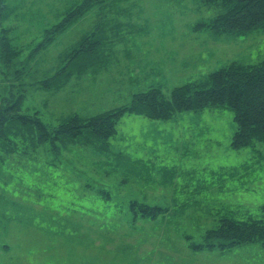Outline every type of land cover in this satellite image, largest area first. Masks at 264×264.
Instances as JSON below:
<instances>
[{"label":"rangeland","instance_id":"rangeland-1","mask_svg":"<svg viewBox=\"0 0 264 264\" xmlns=\"http://www.w3.org/2000/svg\"><path fill=\"white\" fill-rule=\"evenodd\" d=\"M9 1L25 56V46L36 48L71 0ZM219 8L197 0L110 1L39 52L29 75L10 78L8 90H25L24 108L58 127L75 115L121 109L153 88L169 97L232 61H262L264 30L236 37L195 29ZM87 37L97 53L81 74L61 89L34 87L52 78ZM234 117L227 108L165 121L126 114L109 151L87 147L79 160L65 157L66 168H43L38 181L25 183L24 160L10 159L21 174L14 179L0 165V264H264L260 244L191 248L223 216L258 215L264 206V144L234 149ZM132 202L163 212L135 221Z\"/></svg>","mask_w":264,"mask_h":264},{"label":"trees","instance_id":"trees-1","mask_svg":"<svg viewBox=\"0 0 264 264\" xmlns=\"http://www.w3.org/2000/svg\"><path fill=\"white\" fill-rule=\"evenodd\" d=\"M16 1L21 4L20 0ZM110 1L113 0L67 2L58 16V22L44 29L43 41L33 50L28 49L27 44L25 49L30 53L23 56L24 47L21 49L16 42L17 31L14 32V25L11 24L10 1L0 0V165L12 174L13 179L19 173L10 159L26 162V174L23 175L25 183H30L38 181L43 168L46 172L58 168L57 164L66 168L68 164L61 165V162L65 163V157L76 156L79 160L87 147L97 154L109 151V141L117 134V126L126 114L165 121L183 112L227 108L235 115L237 128L231 143L234 149L264 144V59L255 64L232 61L197 81L174 89L169 97L160 89L153 88L135 94L130 105L121 109L86 119L75 115L58 127L45 124L38 111L26 110L23 104L27 92L8 90L11 86L9 79L21 82L29 75L31 59L47 50L57 37ZM197 1L220 7V12L211 21L196 24V30L236 37L264 30V0ZM96 44L101 45L100 42ZM95 48L89 37L83 39L52 78L38 81L34 87L40 86L47 90L64 88L76 73L81 74L95 59ZM40 161H43V165L38 167ZM33 188L28 185L26 190ZM22 193L31 196L28 192ZM129 211L135 221L140 218L156 219L163 212L138 202H132ZM244 212L241 215L234 212L233 217H219L217 227L204 234L203 243L192 244L191 248L202 252L216 249L224 251L245 244H260L264 247V206L258 215Z\"/></svg>","mask_w":264,"mask_h":264}]
</instances>
